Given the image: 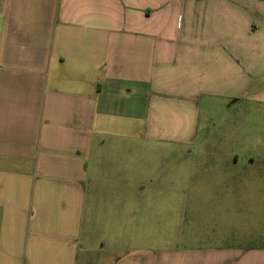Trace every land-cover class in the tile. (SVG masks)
Masks as SVG:
<instances>
[{
  "label": "crops",
  "instance_id": "obj_1",
  "mask_svg": "<svg viewBox=\"0 0 264 264\" xmlns=\"http://www.w3.org/2000/svg\"><path fill=\"white\" fill-rule=\"evenodd\" d=\"M261 114L264 0H0V264H264L161 242V196L228 210L257 185Z\"/></svg>",
  "mask_w": 264,
  "mask_h": 264
},
{
  "label": "rangeland",
  "instance_id": "obj_2",
  "mask_svg": "<svg viewBox=\"0 0 264 264\" xmlns=\"http://www.w3.org/2000/svg\"><path fill=\"white\" fill-rule=\"evenodd\" d=\"M259 119L261 122L264 121V115L261 114ZM209 127L210 122L201 115L199 119V130H201L198 132L195 145L202 143L201 148H204L203 144H206L207 140L204 141L205 138L201 135ZM224 127L228 132L227 139L231 140L237 128L236 111L230 113ZM258 135L257 138L264 146V128H258ZM233 148L236 149V147ZM257 148L248 147L246 154L239 153V155L252 156L256 162L262 161L264 147ZM203 160L202 158L197 162L193 161V165H197L192 167L195 177H221L223 174L221 168L217 169L207 161L204 163ZM183 162L182 160L181 163ZM175 164L177 160L171 154H161V177L173 178V168L177 166ZM240 165H244L240 167V170L244 168L247 180L252 178L257 185L249 186L251 190H246L243 199L234 202L235 206L232 203L229 204L228 210L224 208L225 202L195 201L189 197L190 191L183 201L175 197L161 196V242H180L181 244L199 242L237 246L264 244V165L248 166L247 162L244 164L240 162Z\"/></svg>",
  "mask_w": 264,
  "mask_h": 264
}]
</instances>
